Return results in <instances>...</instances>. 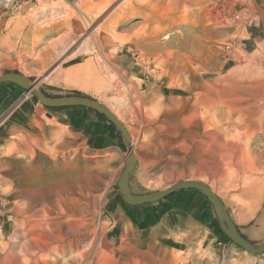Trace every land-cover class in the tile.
<instances>
[{
	"label": "rangeland",
	"instance_id": "obj_1",
	"mask_svg": "<svg viewBox=\"0 0 264 264\" xmlns=\"http://www.w3.org/2000/svg\"><path fill=\"white\" fill-rule=\"evenodd\" d=\"M254 8L243 0H16L0 15V26L9 27L0 75L21 72L50 96L84 95L119 112L137 152L130 173L135 194L202 180L236 213H246L261 198L257 207L264 205V6L260 14ZM260 21L261 36L250 38ZM203 80L215 100H200ZM246 93L258 104L250 120L249 113L229 109ZM34 96L17 91L10 108L0 97V122L24 99L29 103L22 108L34 118L25 117L0 148V264H264V253L233 241L174 253L142 232L113 239L107 204L119 192L126 143L118 137V151L91 150L84 133ZM191 117L208 119L224 142L232 138L247 163L242 172L231 177L213 169L209 144L204 151L199 136L184 135ZM198 158L209 166L189 165ZM81 175L87 186L75 187ZM28 183L47 192L65 184L70 193L22 200L19 191ZM67 197L97 235L89 231L82 238L95 240L91 246L81 239L78 250L58 253L51 239L65 231L59 222Z\"/></svg>",
	"mask_w": 264,
	"mask_h": 264
},
{
	"label": "crops",
	"instance_id": "obj_2",
	"mask_svg": "<svg viewBox=\"0 0 264 264\" xmlns=\"http://www.w3.org/2000/svg\"><path fill=\"white\" fill-rule=\"evenodd\" d=\"M243 1L254 3L255 8L252 11L254 10L253 12L256 14H260L264 6V0ZM262 30L261 21L255 22L254 31H251L249 37L254 39L260 37ZM8 35L9 27L0 26V52L3 54L7 53V48L3 47V42ZM3 89L6 91H3ZM24 90V88L14 83L1 85L0 97L5 96L2 102L8 106L7 108H10L18 99L16 97L12 101L17 91ZM9 102L10 104L7 105ZM26 103H29L27 99L17 103L0 122V148L12 131L17 133V128L21 129V126L25 124V117H29L31 120L34 119L22 108ZM59 113L64 117L70 128L78 133H84L86 143L91 150H119V146L116 145L118 136L112 131L110 122L95 111L87 108L66 107L59 109ZM6 123L9 124V127ZM1 156L0 150V158ZM212 189L217 194L215 189ZM118 194L119 192L107 204L110 208L108 219L112 223L110 231L113 233V239L119 237L122 241L128 233L142 232L148 240L156 242L174 253L205 247L215 248L217 245L229 243L225 237L216 233L213 229L216 214L213 208L208 206L207 198L203 195L174 192L172 196L162 202L144 207L132 208L131 206L127 208L117 198ZM261 200L262 198L257 204H253L254 206L249 205L247 212L241 214L236 213L224 202L239 231L251 241L264 239V205L257 207ZM106 237L109 240L107 231Z\"/></svg>",
	"mask_w": 264,
	"mask_h": 264
},
{
	"label": "bare ground",
	"instance_id": "obj_3",
	"mask_svg": "<svg viewBox=\"0 0 264 264\" xmlns=\"http://www.w3.org/2000/svg\"><path fill=\"white\" fill-rule=\"evenodd\" d=\"M90 70H91L90 71L91 73L92 72L93 73L94 72L95 73L97 72L93 68L90 69ZM66 72L65 73L63 72L64 73L63 74L64 76H65ZM72 72L73 71H68L67 74H66V76L69 77ZM232 85H233V83H232ZM233 86H235V85H233ZM249 86H250V84H249ZM260 86H261V84L259 85V88H260ZM262 86H263V84H262ZM248 87L246 89L245 86H244V88L246 89V91L248 90ZM203 88H204V91L202 92V96L200 95V97H201L200 100H206L207 102L208 101H211V100H215V96L217 95V93H215V90L212 87H209V84H208L207 80L204 81ZM263 88H264V86H263ZM227 89H229V88H227ZM232 89H234V87H232ZM241 89H242V87H241ZM225 90L226 89H224V91ZM257 90H258V87H257ZM262 90H263L262 92H264V89H262ZM136 92H137V94H139V91L138 90H136ZM251 92L253 93V91H251ZM260 92L261 91H259L258 93H260ZM247 93H248V91H247ZM247 93L245 94V96H244V94H241L242 97H244L245 99H243V98L242 99H239V100L236 99L234 103H230L229 104L230 107L228 105L227 106L229 107V109L231 108L232 111H236V112H240V113H249V115H248L247 118L250 120L251 115H252L253 111L256 110V108H257L256 105H258V104L255 103L256 99H250L249 98V95H247ZM251 95L253 96V94H251ZM257 95L255 94V96H257ZM263 95H261V96H263ZM252 96H250V97H252ZM231 100H232V98H231ZM200 104H202V102ZM114 112L117 114V116L119 117V119L122 121L123 120L122 115L119 112H117V111H114ZM180 115L181 114L179 112L174 113L175 119L179 121V116ZM193 117L190 118L191 120L188 118L190 120V124L189 125H191V126L188 125L189 127L184 130V135H186V137H188L189 139L195 138V136H199L198 139L200 138L199 139L200 141L199 140L198 141L203 145V149L202 150L205 149V147H206V146H204L205 144L206 145L209 144L208 145L209 147L207 148V154L210 155L208 157H211L213 159V161H212L213 163H210V164H214L213 165V167H214L213 169H216V171L222 172L225 175H229L231 177H232V175L238 174L237 172L239 170L241 171L242 170V167L247 164L245 162L246 164L243 163V165H242V162L243 161L242 162L240 161V159H241L240 156L241 155L239 156V146L236 145L233 142H229L230 140H232V138L230 140L227 139L228 142H224L223 141L224 139H221L219 137V135L217 134V131L216 132H213V131L209 130L210 126L208 127V125H207V123H209V122H207L208 119L206 121L203 120L204 122L202 123L201 122L202 120L200 121V119L198 117H195V118H193ZM213 120L210 121V124H211V122ZM218 125H219V123H218ZM217 127H219V126H217ZM174 129L178 132V126H176ZM201 129L204 130V131L201 132ZM213 129H215V128H213ZM219 129H220V127H219ZM192 140H194V139H192ZM196 142H197V140H196ZM133 147H134V142H133ZM134 150H135V147H134ZM204 151H203V153H204ZM136 154H137V152H136ZM202 156H203V159H204V157H205L204 154ZM203 162L204 161L201 158H198V160H192L189 163V165L191 166L193 163H196L197 166H199L200 168H202L201 166L203 165ZM204 166H207V167L209 166L206 161L204 162ZM247 167H248V165H247ZM81 176L82 177H79L76 180V182L74 183V186L75 187L81 188V187L85 186L86 182H88L87 181V175L85 176V178H83L84 175H81ZM69 191L70 190L68 189V187L65 184H63L59 190H49L47 192V191H44L41 188L36 189V187H33V186L29 185V183H28V184L25 185V187H24L23 190H20L19 191L20 192L19 197L22 200H27L28 199V200H31V201L39 202V201H41V200H43L45 198H48L49 196L50 197L51 196L52 197L53 196H59L60 197V196H62L64 194L70 193ZM66 203H67V207H66V209H63L62 210L61 217H60L61 221L59 222V224H63L65 226V231L63 230L62 232H60V234L58 233V235H56V237H53L51 239V240H53L55 242L54 245H53V247H51V248H53V250L57 251L58 253L62 252V250L67 249V247L73 248L74 250H78L79 249V244L83 241L82 238L85 237L86 233L89 234V231L92 232V233L95 231V229H92L91 228V226L94 227V224H92V221L90 223L89 221H87L83 217V211L81 209H79V207L77 205V202L74 201L73 198L67 197ZM80 217H83L84 219L83 218H80ZM96 231H97V229H96ZM96 231L94 232L95 235H97L96 234ZM81 239H82V241H81ZM94 239H95V237H94ZM88 240H84V241H87V243L86 244H83V246L84 245L85 246H91V244L95 241V240L94 241H88ZM67 251H68V249H67Z\"/></svg>",
	"mask_w": 264,
	"mask_h": 264
},
{
	"label": "water",
	"instance_id": "obj_4",
	"mask_svg": "<svg viewBox=\"0 0 264 264\" xmlns=\"http://www.w3.org/2000/svg\"><path fill=\"white\" fill-rule=\"evenodd\" d=\"M6 82L14 83L24 88L27 93H32L41 103L48 107L61 108L84 106L93 109L105 115L118 128L121 137L128 148L127 160L118 179L119 193L123 197L126 204L131 206L145 205L157 202L181 189L200 190L212 204L223 231L233 242L252 254L257 255L264 253V241L261 244H255L253 241L244 236L235 224L223 199L202 180L179 181L162 190L143 195L135 194L130 183V173L134 169L137 162V154L133 147L132 136L126 125L119 119V117L103 103L84 95L50 96L40 90L37 87V83L33 82L30 77L21 72H6L1 74L0 85Z\"/></svg>",
	"mask_w": 264,
	"mask_h": 264
},
{
	"label": "trees",
	"instance_id": "obj_5",
	"mask_svg": "<svg viewBox=\"0 0 264 264\" xmlns=\"http://www.w3.org/2000/svg\"><path fill=\"white\" fill-rule=\"evenodd\" d=\"M3 84H13V83H3ZM3 84H1V85H3ZM0 85V86H1ZM46 94V93H45ZM35 97V96H34ZM35 99H36V97H35ZM51 109H54V110H59V109H61V108H66V107H61V108H53V107H50ZM73 108H87V107H84V106H73ZM87 109H89V110H91V111H95V110H93V109H90V108H87ZM97 114H99L102 118H104L105 120H108L109 122H110V126H111V129H112V131L113 132H115V134H116V136H118L119 138H122L121 137V134H120V131L118 130V128L105 116V115H103V114H101V113H99V112H97V111H95ZM176 192H188V193H191V194H195V193H199V194H202V195H204L200 190H197V189H181V190H178V191H176ZM174 194V193H173ZM173 194H171V195H169V196H167V197H165V198H163V199H161V200H159V201H157V202H162L163 200H166V199H168L170 196H172ZM205 196V195H204ZM206 197V196H205ZM117 198L121 201V203H123V205L125 206V207H131V205H128V204H126L125 203V201H124V199H123V197L120 195V193L117 195ZM154 203H156V202H154ZM154 203H150V204H145V205H139V206H132V208H138V207H144V206H148V205H151V204H154ZM207 203L212 207V204L209 202V200L207 199ZM215 224H214V226H213V229L215 230V232L216 233H218V234H220V235H222L223 237H225L228 241H232L231 239H230V237L223 231V229H222V227L220 226V223H219V221H218V218L216 217L215 218Z\"/></svg>",
	"mask_w": 264,
	"mask_h": 264
},
{
	"label": "built area",
	"instance_id": "obj_6",
	"mask_svg": "<svg viewBox=\"0 0 264 264\" xmlns=\"http://www.w3.org/2000/svg\"><path fill=\"white\" fill-rule=\"evenodd\" d=\"M16 0H0V15L6 13Z\"/></svg>",
	"mask_w": 264,
	"mask_h": 264
}]
</instances>
